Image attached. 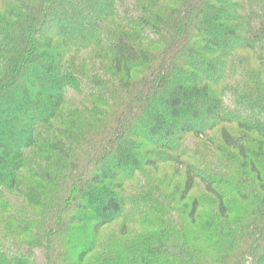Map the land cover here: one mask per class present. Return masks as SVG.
<instances>
[{
	"label": "trees",
	"instance_id": "16d2710c",
	"mask_svg": "<svg viewBox=\"0 0 264 264\" xmlns=\"http://www.w3.org/2000/svg\"><path fill=\"white\" fill-rule=\"evenodd\" d=\"M0 264H264V0H0Z\"/></svg>",
	"mask_w": 264,
	"mask_h": 264
}]
</instances>
